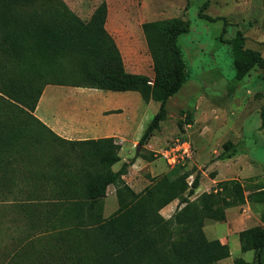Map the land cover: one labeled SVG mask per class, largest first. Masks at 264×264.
<instances>
[{
    "label": "trees",
    "instance_id": "16d2710c",
    "mask_svg": "<svg viewBox=\"0 0 264 264\" xmlns=\"http://www.w3.org/2000/svg\"><path fill=\"white\" fill-rule=\"evenodd\" d=\"M209 4L203 0L198 17L224 21L204 14ZM106 17L105 1L84 21L63 0H0V200L21 199L14 208L27 228V235L0 256V264H217L229 256V248L207 240L202 227L222 220L229 208L264 204V186L245 196L239 181L225 180L195 197L200 172L175 166L134 193L122 181L133 161L112 170L121 161L112 139L65 141L33 115L48 85L137 92L144 103L159 104L139 146L159 130L168 100L189 78L178 44L189 23L142 24L151 81L125 71ZM228 44L235 81L255 68L264 80V57L245 47L243 33L237 31ZM260 118L264 123V105ZM238 154L237 144L227 141L217 160ZM111 185L119 187V207L105 217ZM175 200L178 208L162 218L160 211ZM238 240L241 252L252 251L254 259L236 258L233 264H264V227L242 230Z\"/></svg>",
    "mask_w": 264,
    "mask_h": 264
},
{
    "label": "rangeland",
    "instance_id": "374dc122",
    "mask_svg": "<svg viewBox=\"0 0 264 264\" xmlns=\"http://www.w3.org/2000/svg\"><path fill=\"white\" fill-rule=\"evenodd\" d=\"M63 1L84 21L90 18L91 12L102 1L108 2L113 10L118 2L122 3L123 6L120 7L132 21L131 26H135L136 29L140 27L138 22L143 20L162 23L176 19L182 22L187 21L189 32L178 37V44L186 59L188 81L175 96L168 100L166 121L161 123L160 131L154 134L155 138L150 143L151 146L144 143L138 155L149 156L153 153L154 160H161L159 162L164 172L159 171L158 175H155L160 177L173 167L162 160L159 153L170 146L176 138L185 135L190 140L192 158L177 165L186 171H191L193 167L198 170L194 164L196 149L202 148L205 152L207 151L204 161L209 164L217 160V156L222 151V145L231 141L237 144L241 158L233 162H221L217 170L207 167L208 165L202 167L201 170L206 175L201 179L202 184H210V179H214L217 171L220 172V177L217 179L231 178L235 175L243 180L247 171L243 170L242 162L253 165L252 174L257 176L260 185L264 184V123L260 118V110L264 105V80L261 71L255 68L244 79L236 82L233 57L228 44V41L235 37L236 32L241 31L245 37V47L259 51L264 57V0H210L204 14L224 20L216 22H208L198 17L203 0ZM138 9H141L140 15H137ZM140 52H144L145 58L149 54L148 48L145 51L140 49ZM51 89L62 92L78 91L67 86H54ZM158 107L159 104L156 102H151L148 106V113H144L145 119L139 129V139L157 113ZM193 114L197 122L193 120ZM200 133L208 135L207 138H203ZM128 156L130 158L136 156V148L131 149ZM119 166L118 164L115 167ZM136 171L141 173L144 185L149 184L150 174L146 175L143 168ZM192 179L193 176L187 180L188 184ZM243 181L247 183L249 180ZM8 200L7 202L0 200V256L8 253L17 240L27 235L21 212L14 208L16 201L21 199L9 198ZM106 204L104 216L109 217L113 213V208L117 207L116 196L111 195V191L107 195ZM248 215L254 217L257 222L260 216L264 217V204L252 203ZM205 225L210 238L224 236L229 239L230 257L219 264H232L236 258H242L246 262L253 261L252 251L241 252L238 235H227L226 224L211 221ZM210 227L213 228L210 229Z\"/></svg>",
    "mask_w": 264,
    "mask_h": 264
},
{
    "label": "crops",
    "instance_id": "0c3cea01",
    "mask_svg": "<svg viewBox=\"0 0 264 264\" xmlns=\"http://www.w3.org/2000/svg\"><path fill=\"white\" fill-rule=\"evenodd\" d=\"M106 4L107 17L105 28L112 36L118 50L120 51L125 71L130 74L144 75L152 81L154 73L152 70L151 58L149 54L148 56L146 55L145 58L144 52H140V49H143V51H145V49L147 50L144 35L141 30L142 28H140L142 24L147 21L143 20V22H138L140 27L136 29L135 26H131L132 21L125 14L126 12L123 10V8L120 7L123 6L121 5L122 3L118 2L116 4L117 6L115 7V10H113L108 2H106ZM140 12L141 9H138L137 15H140ZM133 30H135V34L132 33ZM52 87L54 86L48 85L44 88L34 111V116L55 136L70 142L112 139L114 144L118 145L120 148L119 157L121 158V161L118 164L121 166L123 163H129L128 160L133 161L131 166H129L127 169V174L122 177V181L124 185L134 193L141 192L149 185H144L143 180H141V173L136 171V169L143 168L146 171L145 174H150L151 178L155 177V175H158L159 171L161 173L164 172V170H161V163L159 162L161 160L148 161L138 157L137 155L133 158L128 156L131 149L137 148V146H139L138 143L141 139L138 138L139 129L143 120L145 119L144 113H148L149 109L147 108L151 102L144 103L141 96L137 92H110L78 87H73L74 89H78L76 92H62L58 91L57 89H51ZM193 120L197 122V119L194 118V114ZM164 121H166V119ZM154 134L145 142L147 146H151L150 143L155 138L153 137ZM201 136H203V138H207L208 135ZM213 153L215 154L216 152ZM206 154L207 151L205 152L204 149H196L194 164L197 166L198 171L202 172V176L200 178L199 187L195 191V197L204 192H210L218 182L225 180L239 181L245 189V196H247L252 191H255L256 185L259 183L257 176L253 175V172H251L253 171V165H246L244 164L245 162L243 163L242 161L241 166L244 167L243 170L246 169L247 171V175L243 178V180H249L247 183H244L241 178H238L234 174H232L234 176L231 178L217 179L220 177V172L217 171L214 179H210V184H202L201 179L206 176L204 171L201 170L202 167L208 165L207 167L215 168L217 170L221 162H233V160L235 161L241 158V155L239 154L230 160H216L208 164V162L204 161ZM116 165L112 167L113 171H117L120 168V166L115 167ZM262 186H264V184ZM118 190L119 187L113 185L107 188V194L104 201V210L107 207L106 201L109 191H111V195L114 194L116 196L117 207L113 208L112 211L115 212L118 209ZM177 208L178 201L175 200L163 208L159 214L162 216V218L167 219ZM251 208L252 203L249 202H246L240 207L229 208L225 211L222 220H215L213 222L226 224L228 231L227 235H238L240 231L256 226L264 227L263 216H260L256 222L254 217L248 215V213L251 211ZM249 222L250 224L248 225L251 226L247 225ZM206 228V225H204L201 231L207 240H218L221 245L229 248L228 238L224 236H217L215 239H212L208 236ZM211 228L213 227H210V229ZM229 257L230 254L228 257L220 260L217 264L224 261L225 259H228Z\"/></svg>",
    "mask_w": 264,
    "mask_h": 264
},
{
    "label": "built area",
    "instance_id": "2783aa9c",
    "mask_svg": "<svg viewBox=\"0 0 264 264\" xmlns=\"http://www.w3.org/2000/svg\"><path fill=\"white\" fill-rule=\"evenodd\" d=\"M159 156L172 167L190 160L193 156L190 140L185 135L176 138L170 146L159 153Z\"/></svg>",
    "mask_w": 264,
    "mask_h": 264
},
{
    "label": "water",
    "instance_id": "95a60500",
    "mask_svg": "<svg viewBox=\"0 0 264 264\" xmlns=\"http://www.w3.org/2000/svg\"><path fill=\"white\" fill-rule=\"evenodd\" d=\"M140 147L141 146H137V148H136V155H138Z\"/></svg>",
    "mask_w": 264,
    "mask_h": 264
}]
</instances>
